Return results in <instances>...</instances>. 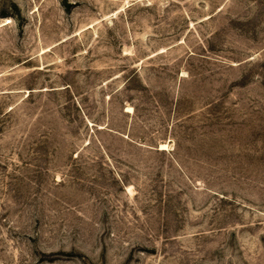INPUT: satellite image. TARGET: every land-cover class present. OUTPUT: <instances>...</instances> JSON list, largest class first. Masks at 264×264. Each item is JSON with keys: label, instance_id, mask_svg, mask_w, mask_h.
Here are the masks:
<instances>
[{"label": "rangeland", "instance_id": "374dc122", "mask_svg": "<svg viewBox=\"0 0 264 264\" xmlns=\"http://www.w3.org/2000/svg\"><path fill=\"white\" fill-rule=\"evenodd\" d=\"M0 264H264V0H0Z\"/></svg>", "mask_w": 264, "mask_h": 264}, {"label": "bare ground", "instance_id": "6f19581e", "mask_svg": "<svg viewBox=\"0 0 264 264\" xmlns=\"http://www.w3.org/2000/svg\"><path fill=\"white\" fill-rule=\"evenodd\" d=\"M129 110H131V107H129ZM163 145V144H162ZM163 146H165V145H163ZM161 149H165V147H163V148H161Z\"/></svg>", "mask_w": 264, "mask_h": 264}]
</instances>
